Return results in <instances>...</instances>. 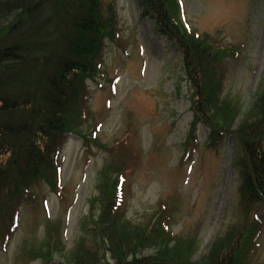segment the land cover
<instances>
[{"label":"rangeland","instance_id":"374dc122","mask_svg":"<svg viewBox=\"0 0 264 264\" xmlns=\"http://www.w3.org/2000/svg\"><path fill=\"white\" fill-rule=\"evenodd\" d=\"M103 3L104 8L114 5L118 33L103 44L87 78L79 103L84 107L66 115V129L73 131L59 138L57 191L53 177L34 182L17 210L16 229L0 233V264H64L60 253L52 262L27 259L23 250L33 245L43 252L64 247L70 255L82 249L83 238L101 248L97 234L87 232L96 198L106 197L95 204L96 217L105 202L115 204L129 227H146L162 213L166 232L197 237L192 262L205 261L216 238L245 221L235 172L236 137L211 140L210 127L194 125V89L179 46L158 32L140 0ZM179 3H171L170 10L188 31L235 49L222 62L219 88L239 99L240 114L254 111L264 90V0ZM7 159L0 156L1 165ZM113 163L121 165V174ZM249 219L260 228L254 242L261 244L250 264L264 263V203L251 209ZM155 253L147 249L144 255Z\"/></svg>","mask_w":264,"mask_h":264},{"label":"trees","instance_id":"16d2710c","mask_svg":"<svg viewBox=\"0 0 264 264\" xmlns=\"http://www.w3.org/2000/svg\"><path fill=\"white\" fill-rule=\"evenodd\" d=\"M140 2L143 14L156 19L158 32L183 53L194 89V125L202 122L210 127L211 140L236 137L240 152L235 172L245 221L218 236L205 261L192 262L196 236L174 237L166 232L162 213L146 227H129V221L121 222L124 215L114 210L118 207L108 202L96 217L95 204L104 202L103 195L92 203L89 218L93 223L87 231L97 234L101 248L82 238V249L70 255L64 247L43 252L34 245L24 249V255L52 262L55 253H60L64 264H113V260L114 264H250L261 245L254 242L260 228L249 216L255 205L264 203V90L254 111L240 114L239 99L219 88L222 62L235 49L229 51L211 37L188 31L170 10L171 3L180 6L179 0ZM103 4V0H0V156L8 158L0 163L3 236L8 229H16L17 210L35 181L53 177L57 191L54 157L60 150L59 138L73 131L66 129V115L78 105L84 107L79 103L87 90V78L94 74L103 44L117 32L114 5L104 8ZM113 164L114 172L121 174V165ZM119 226L132 232L118 233ZM147 249H156V253L144 255Z\"/></svg>","mask_w":264,"mask_h":264}]
</instances>
